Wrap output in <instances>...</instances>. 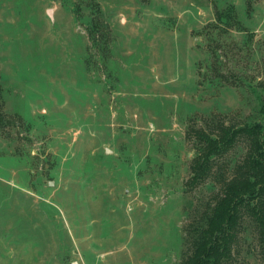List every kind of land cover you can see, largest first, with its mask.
Segmentation results:
<instances>
[{
    "label": "rangeland",
    "instance_id": "374dc122",
    "mask_svg": "<svg viewBox=\"0 0 264 264\" xmlns=\"http://www.w3.org/2000/svg\"><path fill=\"white\" fill-rule=\"evenodd\" d=\"M262 105L264 0H0V264H180L187 130Z\"/></svg>",
    "mask_w": 264,
    "mask_h": 264
},
{
    "label": "trees",
    "instance_id": "16d2710c",
    "mask_svg": "<svg viewBox=\"0 0 264 264\" xmlns=\"http://www.w3.org/2000/svg\"><path fill=\"white\" fill-rule=\"evenodd\" d=\"M232 12L233 6L218 10L217 17ZM92 37L96 39L95 33ZM260 109L264 116V105ZM204 122L187 130L195 153L186 184L194 189L210 183L213 192L193 210L190 247L180 264H236L235 246L245 218L257 229L264 261V120L231 123L226 116L212 115ZM238 146L243 147L241 157L229 161Z\"/></svg>",
    "mask_w": 264,
    "mask_h": 264
},
{
    "label": "water",
    "instance_id": "95a60500",
    "mask_svg": "<svg viewBox=\"0 0 264 264\" xmlns=\"http://www.w3.org/2000/svg\"><path fill=\"white\" fill-rule=\"evenodd\" d=\"M75 264H77V263L75 262Z\"/></svg>",
    "mask_w": 264,
    "mask_h": 264
}]
</instances>
